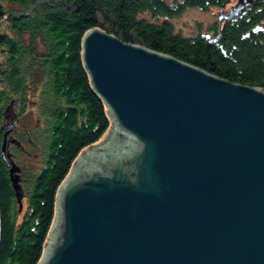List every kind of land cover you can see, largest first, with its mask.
<instances>
[{
    "label": "water",
    "instance_id": "water-1",
    "mask_svg": "<svg viewBox=\"0 0 264 264\" xmlns=\"http://www.w3.org/2000/svg\"><path fill=\"white\" fill-rule=\"evenodd\" d=\"M82 59L112 128L60 186L40 264H264V89L97 28Z\"/></svg>",
    "mask_w": 264,
    "mask_h": 264
},
{
    "label": "trees",
    "instance_id": "trees-1",
    "mask_svg": "<svg viewBox=\"0 0 264 264\" xmlns=\"http://www.w3.org/2000/svg\"><path fill=\"white\" fill-rule=\"evenodd\" d=\"M232 2L0 0V264H40L60 186L112 128L83 63L84 35L101 29L264 89V29L253 31L264 26V0L210 34L185 37L171 22L190 8L225 9Z\"/></svg>",
    "mask_w": 264,
    "mask_h": 264
},
{
    "label": "rangeland",
    "instance_id": "rangeland-1",
    "mask_svg": "<svg viewBox=\"0 0 264 264\" xmlns=\"http://www.w3.org/2000/svg\"><path fill=\"white\" fill-rule=\"evenodd\" d=\"M240 1L241 0H233V2L231 4H229L225 9H214L213 8V9H210L208 11H203L200 9L190 8V9L183 11L180 14V16L171 19V22L175 27V31L179 34H182L185 37H195L199 34H210L212 29H214L215 27H220V26L224 25V23L226 21L231 20V19L220 20V14L223 13L224 16H227L229 14V12L231 11L230 9L233 7H236L240 3ZM252 3H253V0H251V3L249 5H247L245 8H247V7L250 8ZM245 10H241L238 13H236V12L231 13V16H229V17L230 18L236 17L239 13L241 14ZM146 16L148 17V15H146ZM161 20L163 21L165 19H161ZM82 41H83V39H82ZM0 81H1V79H0ZM11 115H13V113H11ZM76 161H75V163H76ZM75 163H74V165H75ZM74 165H73V167H74ZM20 207H21V204H20ZM24 208H26V204L24 205ZM20 209H21L20 212L22 210H24L23 205H22V208H20Z\"/></svg>",
    "mask_w": 264,
    "mask_h": 264
},
{
    "label": "flooded vegetation",
    "instance_id": "flooded-vegetation-1",
    "mask_svg": "<svg viewBox=\"0 0 264 264\" xmlns=\"http://www.w3.org/2000/svg\"><path fill=\"white\" fill-rule=\"evenodd\" d=\"M256 1H258V0H253V3H255ZM253 3L251 4V5H253ZM249 7H247V8H245V9H248ZM245 9H243V10H245ZM240 16V13L236 16V17H233V18H230V19H234V18H237V17H239Z\"/></svg>",
    "mask_w": 264,
    "mask_h": 264
}]
</instances>
